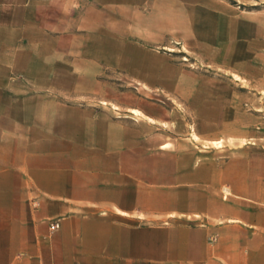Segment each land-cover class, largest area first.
<instances>
[{
  "label": "crops",
  "instance_id": "obj_1",
  "mask_svg": "<svg viewBox=\"0 0 264 264\" xmlns=\"http://www.w3.org/2000/svg\"><path fill=\"white\" fill-rule=\"evenodd\" d=\"M0 264H264V9L0 0Z\"/></svg>",
  "mask_w": 264,
  "mask_h": 264
},
{
  "label": "rangeland",
  "instance_id": "obj_2",
  "mask_svg": "<svg viewBox=\"0 0 264 264\" xmlns=\"http://www.w3.org/2000/svg\"><path fill=\"white\" fill-rule=\"evenodd\" d=\"M232 5L241 11H257L264 9V4L260 0H228Z\"/></svg>",
  "mask_w": 264,
  "mask_h": 264
},
{
  "label": "built area",
  "instance_id": "obj_3",
  "mask_svg": "<svg viewBox=\"0 0 264 264\" xmlns=\"http://www.w3.org/2000/svg\"><path fill=\"white\" fill-rule=\"evenodd\" d=\"M55 229H59V228H58V225H57L56 223L50 225V230H51V231H54Z\"/></svg>",
  "mask_w": 264,
  "mask_h": 264
}]
</instances>
